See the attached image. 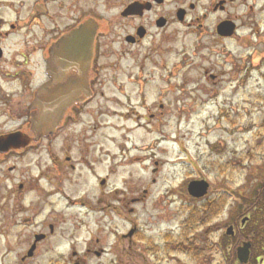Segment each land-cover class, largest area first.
<instances>
[{
  "label": "flooded vegetation",
  "instance_id": "1",
  "mask_svg": "<svg viewBox=\"0 0 264 264\" xmlns=\"http://www.w3.org/2000/svg\"><path fill=\"white\" fill-rule=\"evenodd\" d=\"M248 1L0 0V264L126 263L121 241L109 243L116 235L106 228L110 177L120 168L110 162L108 90H117L113 97L125 109L120 126H129L130 115L141 108L145 113L139 112L131 130L151 125L157 106L148 98L158 96L152 71L164 73L167 85L173 76L172 27L190 30L197 40L213 34L221 45L247 41L241 28L249 20ZM214 15L219 19L210 28ZM88 27L92 51L80 36L70 44L82 49L81 55L67 52L66 41ZM118 72L124 73L121 80ZM168 87L160 96L172 92ZM45 88L80 99L48 135L34 127L41 113L37 99ZM130 159L133 164L142 160ZM247 218L242 227L249 231L241 245L249 243L248 264H264V208ZM234 229L232 238L239 232ZM142 234L134 228L122 237L156 249ZM234 243L224 251L225 264H241L227 258ZM132 259L141 264L140 256Z\"/></svg>",
  "mask_w": 264,
  "mask_h": 264
},
{
  "label": "rangeland",
  "instance_id": "2",
  "mask_svg": "<svg viewBox=\"0 0 264 264\" xmlns=\"http://www.w3.org/2000/svg\"><path fill=\"white\" fill-rule=\"evenodd\" d=\"M246 6L249 20H244L241 34L249 36L247 41L221 45L213 34L197 40L190 30L172 27L168 61L173 76L167 85L161 80L164 73L152 71L158 96L148 98L157 106L151 125L131 130L139 112L145 113L141 108L130 115L129 126H120L125 109L113 97L117 90H108L111 102L104 106L110 112L105 122L113 124L108 130L110 162L117 161L120 168L110 177L106 228L108 235H116L109 243L121 241L125 264H134L137 256L141 264H225L224 251L232 244L225 235L237 222L235 212L241 210L245 219L251 206L264 200V0H249ZM218 19L214 15L207 24L211 28ZM118 74L121 80L124 73ZM166 87L172 92L160 96ZM97 106L95 102V110ZM129 148L134 149L132 154ZM132 156L142 160L133 164ZM195 181L209 185L205 198L195 200L188 194ZM217 199H224V212L203 223L205 206ZM190 217L198 222L190 223ZM235 227L239 232L234 240L244 239L249 226L243 229L237 222ZM134 228L145 239H153L156 249L122 237ZM168 236L179 246L194 249L167 251ZM221 237L226 239L223 249Z\"/></svg>",
  "mask_w": 264,
  "mask_h": 264
},
{
  "label": "water",
  "instance_id": "3",
  "mask_svg": "<svg viewBox=\"0 0 264 264\" xmlns=\"http://www.w3.org/2000/svg\"><path fill=\"white\" fill-rule=\"evenodd\" d=\"M80 32L84 33L80 36H83L88 40V49L91 52L94 39L89 36V27L82 29L76 35H72L66 43H72L75 46V40L80 37L78 35ZM79 100V97L76 96H64L56 91V89H43L37 99V106L40 108L41 113L34 119V122L38 125L34 126L36 131L42 135H48L51 133L53 129L60 124L67 109ZM208 190L209 185L205 182H192L188 188L189 194L196 199L204 198L207 195ZM228 234L233 235L232 228L228 230ZM238 259L242 264L248 263L249 244H245L238 249Z\"/></svg>",
  "mask_w": 264,
  "mask_h": 264
},
{
  "label": "trees",
  "instance_id": "4",
  "mask_svg": "<svg viewBox=\"0 0 264 264\" xmlns=\"http://www.w3.org/2000/svg\"><path fill=\"white\" fill-rule=\"evenodd\" d=\"M261 202L262 203H259V204L254 203L251 206L252 207L251 208V212H250L251 214H255L256 211L262 210L264 208V200L261 201ZM224 207H225V201H224V199L213 200L211 203L207 204L205 206V209H204V214H202V218L204 219L203 220V223L209 222V220H211L212 218H214L215 216H217V214H220L223 211ZM236 215L238 216L237 217V222H239L240 219H242V216H244L242 214V211L241 210H237ZM198 216H200V213L198 214ZM194 221L195 222H198L196 219H193L192 217H190L189 222L191 223V222H194ZM252 225H253V223H252ZM237 240L236 241L235 240H231L232 241V244L235 242L234 244L237 246L241 239L239 241H237ZM231 259L236 260V254H235V252H234V255L231 257Z\"/></svg>",
  "mask_w": 264,
  "mask_h": 264
},
{
  "label": "bare ground",
  "instance_id": "5",
  "mask_svg": "<svg viewBox=\"0 0 264 264\" xmlns=\"http://www.w3.org/2000/svg\"><path fill=\"white\" fill-rule=\"evenodd\" d=\"M84 33L83 32H80L78 35H83ZM90 36V34H89ZM65 50H67V52H69L70 54H78V56L81 55V53L83 52L82 49H80L79 47H72L70 43H67L65 45Z\"/></svg>",
  "mask_w": 264,
  "mask_h": 264
}]
</instances>
